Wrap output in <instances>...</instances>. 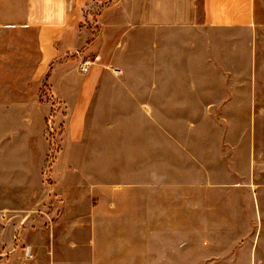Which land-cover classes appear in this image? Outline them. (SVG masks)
<instances>
[{
	"label": "crops",
	"instance_id": "0c3cea01",
	"mask_svg": "<svg viewBox=\"0 0 264 264\" xmlns=\"http://www.w3.org/2000/svg\"><path fill=\"white\" fill-rule=\"evenodd\" d=\"M3 26L36 30L74 154L26 207L0 180V264H264V0H0Z\"/></svg>",
	"mask_w": 264,
	"mask_h": 264
},
{
	"label": "rangeland",
	"instance_id": "374dc122",
	"mask_svg": "<svg viewBox=\"0 0 264 264\" xmlns=\"http://www.w3.org/2000/svg\"><path fill=\"white\" fill-rule=\"evenodd\" d=\"M260 39L264 60V33ZM39 54L34 28H0V180L20 184L17 195L11 197L23 207L42 198L44 187L53 186V168L62 151L74 154L72 148L63 146L68 109L53 95L45 78L33 81ZM261 86L264 89V81ZM85 134L87 138L110 137L107 131L86 130ZM79 152L108 154L110 149L84 147ZM91 165L78 164L83 171Z\"/></svg>",
	"mask_w": 264,
	"mask_h": 264
},
{
	"label": "built area",
	"instance_id": "2783aa9c",
	"mask_svg": "<svg viewBox=\"0 0 264 264\" xmlns=\"http://www.w3.org/2000/svg\"><path fill=\"white\" fill-rule=\"evenodd\" d=\"M89 64H90V59L89 58H85L82 61V63L80 64L81 70L85 71L88 68ZM27 257L30 258V259H33L34 258V254L32 252H28Z\"/></svg>",
	"mask_w": 264,
	"mask_h": 264
}]
</instances>
